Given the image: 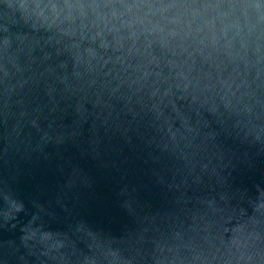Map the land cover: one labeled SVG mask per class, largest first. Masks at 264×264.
I'll use <instances>...</instances> for the list:
<instances>
[{
	"label": "water",
	"instance_id": "95a60500",
	"mask_svg": "<svg viewBox=\"0 0 264 264\" xmlns=\"http://www.w3.org/2000/svg\"><path fill=\"white\" fill-rule=\"evenodd\" d=\"M0 264H264V0H0Z\"/></svg>",
	"mask_w": 264,
	"mask_h": 264
}]
</instances>
